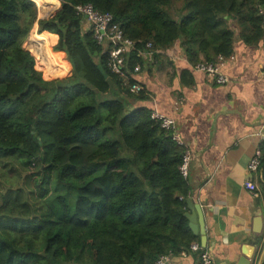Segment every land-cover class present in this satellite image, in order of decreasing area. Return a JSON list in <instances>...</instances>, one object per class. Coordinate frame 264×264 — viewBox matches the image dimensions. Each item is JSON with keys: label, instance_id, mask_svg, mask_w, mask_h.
<instances>
[{"label": "trees", "instance_id": "1", "mask_svg": "<svg viewBox=\"0 0 264 264\" xmlns=\"http://www.w3.org/2000/svg\"><path fill=\"white\" fill-rule=\"evenodd\" d=\"M52 1L60 7L45 19L34 0H0V174L17 176L0 177V264H155L190 250L185 148L150 110L129 107L148 98L134 76L176 42L191 65L228 57L231 21L257 42L264 0ZM86 3L134 42L123 75L75 10ZM34 24L35 38L57 35L45 54L69 74L35 69L23 47Z\"/></svg>", "mask_w": 264, "mask_h": 264}, {"label": "crops", "instance_id": "2", "mask_svg": "<svg viewBox=\"0 0 264 264\" xmlns=\"http://www.w3.org/2000/svg\"><path fill=\"white\" fill-rule=\"evenodd\" d=\"M233 25L231 21L233 58L224 60L219 69L227 79L225 84L194 71L176 42L162 59L144 57L145 63L134 77L145 86L148 98L129 107L142 106L173 120L178 144L190 156L186 213L197 216L199 224L200 212L203 222L204 245L200 232L194 234L193 243L208 252L210 264H263L264 186L260 166L251 172L248 163L257 148L260 161L263 155L264 142L257 132L264 133V77L260 74L264 68V23L262 38L251 44ZM47 35L50 42L44 53L57 42V35ZM60 69L69 74L67 65ZM183 71L187 75H182ZM247 180L257 185L258 196L245 187ZM199 254L182 251L170 256L168 264H198Z\"/></svg>", "mask_w": 264, "mask_h": 264}, {"label": "built area", "instance_id": "3", "mask_svg": "<svg viewBox=\"0 0 264 264\" xmlns=\"http://www.w3.org/2000/svg\"><path fill=\"white\" fill-rule=\"evenodd\" d=\"M75 10L85 18L86 25L88 29H90L93 33V37L96 42L104 45V47H106V49L108 50V67L112 70L113 73L123 75L124 59L125 56L131 50H133L134 42L126 37H123L120 29H116L112 26V15L109 12H100L97 9L93 8L90 3L78 4L75 6ZM148 48H151L150 42L146 43V49ZM156 52L161 51L156 50ZM145 54L150 56V54H147V52H145ZM232 58L233 57L231 54L228 57L218 56L215 61L212 62H198L195 65H192V69L194 71L201 72L205 75L210 76L217 84H225L227 79L225 78V76L220 74L219 69L224 60H231ZM136 70H138V67H136ZM260 74L264 77V68L260 70ZM131 90L136 91L135 88H131ZM151 117L160 120L162 127L172 130L173 139L177 143H180L179 136L174 132L175 125L172 119H169L155 111L151 113ZM261 128H264V121L261 124ZM257 135H259L264 142V133L258 131ZM189 159V153L185 151L179 167L180 173L184 178H187ZM259 166L260 150L257 148L248 163V169L251 172H255L257 171ZM245 187L253 196L259 195L258 187L253 181L247 180L245 182ZM190 250L196 252L200 251V261L198 264H210V257L208 252L202 251L197 243H192L190 245ZM168 261L169 256H160L155 261V264H168Z\"/></svg>", "mask_w": 264, "mask_h": 264}, {"label": "rangeland", "instance_id": "4", "mask_svg": "<svg viewBox=\"0 0 264 264\" xmlns=\"http://www.w3.org/2000/svg\"><path fill=\"white\" fill-rule=\"evenodd\" d=\"M46 0H41L40 2H38V4H36V8H37V17L38 18H45V19H48L50 18L51 15H54L56 13V11L59 9L60 7V2L58 1V4H51V3H45ZM45 5V6H44ZM45 10V11H44ZM34 26H36L35 29ZM34 26L32 27L28 37L26 38L25 42L23 43V47L29 51V53L33 56L34 58V67L36 70H38L42 76L45 78V79H51V78H61V77H64L66 74H65V71L63 69H59V70H56L55 72L53 71L54 68L52 67V64H51V67L47 66L45 68V66H41L37 60V57H36V52L35 51H38V48H40V45L36 43L35 40V30H37V24H34ZM56 44V43H55ZM55 44H51L50 45V50H51V53H52V46L55 45ZM32 50H33V53H32ZM49 50V52H50ZM50 59V58H49ZM53 72V73H52ZM7 177L9 178L10 180H14L16 181L17 180V176L14 175V176H6L5 174H0V177Z\"/></svg>", "mask_w": 264, "mask_h": 264}, {"label": "bare ground", "instance_id": "5", "mask_svg": "<svg viewBox=\"0 0 264 264\" xmlns=\"http://www.w3.org/2000/svg\"><path fill=\"white\" fill-rule=\"evenodd\" d=\"M40 1L41 0H36V3L40 2ZM45 3H48V2L45 1ZM34 41H36V43L40 45V48H38V51H35L36 52V57H37V60H38L39 64L41 66H45V68L47 66L50 67L51 61L44 53V50H45L44 48L49 44L50 37L48 35L47 36L45 35L42 38H35ZM32 53H33V50H32Z\"/></svg>", "mask_w": 264, "mask_h": 264}, {"label": "water", "instance_id": "6", "mask_svg": "<svg viewBox=\"0 0 264 264\" xmlns=\"http://www.w3.org/2000/svg\"><path fill=\"white\" fill-rule=\"evenodd\" d=\"M53 15H51L50 17H52ZM189 203V201L187 200V204ZM199 214V224L197 222V216L195 217V215H192V213L189 215V214H185V216L187 217L188 219V225L191 229V231L193 232V234H197V232H200L201 233V239H200V242L202 245H204V241H205V236H204V229H203V222H202V219L201 216H200V212H198Z\"/></svg>", "mask_w": 264, "mask_h": 264}]
</instances>
